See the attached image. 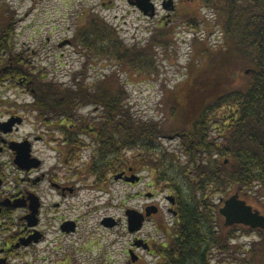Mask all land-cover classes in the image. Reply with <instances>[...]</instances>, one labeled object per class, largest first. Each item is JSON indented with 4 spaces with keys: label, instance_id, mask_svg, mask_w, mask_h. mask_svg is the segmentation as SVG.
I'll return each instance as SVG.
<instances>
[{
    "label": "rangeland",
    "instance_id": "obj_1",
    "mask_svg": "<svg viewBox=\"0 0 264 264\" xmlns=\"http://www.w3.org/2000/svg\"><path fill=\"white\" fill-rule=\"evenodd\" d=\"M167 1L152 0L156 16L150 18L143 15L140 9L132 6L129 0H0V20L10 17L14 22H18L11 40L14 55L21 53L27 61H30L29 68L36 77L33 83L35 87L22 88L17 79H12L0 86V116H5L2 119L4 121L9 115L18 113L25 117L26 122L20 126L13 139L19 142L28 139L33 142L35 137H43V142H33L31 152V155L42 161L40 174L50 173L53 175L51 177L56 179L55 181L70 184L74 188L73 194L65 201L63 210H66L70 220L77 223V232L66 235L62 242L67 247L65 255L69 256L73 264H102L109 259H111L109 262L113 259L114 264H127L125 250L131 240V235L127 236L126 212L136 210L145 214L146 207L151 208L152 206L157 208L158 214H152L150 221L145 223L142 231L136 233L137 237L149 241L151 254L144 250L136 251L134 256H139L141 260L137 263V259L133 261L134 264H163L164 253L161 247L171 240L172 229L176 226V220L168 212L171 205L167 199L173 197L175 193L155 183L150 165L146 168L135 166L134 151H123L125 159L120 172L127 169L129 165H133L135 173L127 178H143L142 182L139 183V179V181L128 182L131 184L128 185L115 181L114 175H109V171L113 173L114 168L118 170L120 167L117 157L100 155L99 151L103 145H96L93 142V133L87 132L83 136L75 134L73 131L80 130L76 127L71 128L70 132L75 135L76 139L79 138L78 142L75 144L70 142L66 145L65 134L59 131L58 125H47L43 122V120L50 119L60 120L64 114L49 111L50 109L43 112L38 106L34 107L35 102L30 91L39 93V96L41 93L54 95V92L58 94L61 91L54 88V85L64 86V88L76 87V83L82 82L88 87H94L93 85L99 81L108 80L106 86L111 87L114 93L123 90L129 95V99L123 104L134 117L164 122L168 125L172 121L170 120L172 103L168 101L171 97L169 91H177L188 80H195L199 75L198 69L203 66L209 67L208 64H211L213 59L217 60L213 64L216 75L232 70L236 77L235 84L228 85L231 83L228 82L219 85L213 94L220 90L232 89V87L239 88L245 84L244 68L232 54L222 59L217 56L204 58L196 55L199 53V47L194 50L195 37L212 51L223 45V36L214 11L200 7L198 0H173L175 10L171 12L163 6ZM94 20L97 23L107 24L106 30L112 33L107 35L106 40L110 46L118 40V44L122 47L120 54L124 53L123 47L127 50L133 49L132 51L146 48L149 53L154 48L152 53L155 58V69L137 72L130 66L116 62L115 57H96L84 46H80L78 44L79 32L85 28H91L90 22ZM190 23L193 25L194 30L192 31L189 29ZM164 35L165 38L162 37ZM114 36L115 39H113ZM152 38L155 42H159V45L155 43L158 46L150 45L149 47ZM166 41L170 43L168 50L163 48ZM64 43L66 45L60 47ZM225 48L229 53L228 48ZM204 53H206L205 50ZM195 57L196 69L190 67ZM0 66L5 70L16 68L13 64L8 65L6 61ZM40 73L49 86L42 91L36 82V75ZM216 75L205 77L208 79L207 83L217 79L219 76ZM112 85L115 87L113 88ZM62 99L66 103L70 97L63 93L59 95L58 101L63 103ZM80 107L82 108L74 109L75 115L85 119L88 125L94 127L93 124L101 126L104 123V115L98 105H88L84 102ZM63 108L67 109V106ZM16 126L18 125L15 124L13 129ZM216 136H218L217 133L213 137ZM171 137L174 136L162 138V146L169 153H175L181 161L185 160L181 140L170 139ZM9 158V155L6 158L0 157L3 162L7 163ZM104 163L114 165V167L111 169L107 167L105 172L108 176L97 184L95 182L98 181L97 176L104 168ZM91 169L94 171L91 172ZM120 174L125 176V173ZM48 184L47 181L39 191L42 193L46 191ZM236 194L234 192L229 198ZM43 195L49 201L53 198L51 192L43 193ZM229 198L221 201L220 210ZM239 198L253 210L264 215V206L253 198L246 199L240 194ZM54 200L59 201L55 193ZM104 220L108 223L111 221L110 224L119 221L120 226L106 228L103 225ZM219 223L222 229L225 228L224 235L228 228L225 225L226 219L221 214ZM59 224L55 225L56 229L52 238L61 237L62 234L58 230ZM239 234L240 238L232 242V245L249 249L256 247V244L260 242L258 234L254 231L249 235L244 229ZM126 240H129L127 244ZM63 254V252L59 253L60 257ZM54 256L55 259L56 255ZM229 257L230 254L221 255L215 251L212 253L210 264H231L232 260Z\"/></svg>",
    "mask_w": 264,
    "mask_h": 264
},
{
    "label": "trees",
    "instance_id": "obj_2",
    "mask_svg": "<svg viewBox=\"0 0 264 264\" xmlns=\"http://www.w3.org/2000/svg\"><path fill=\"white\" fill-rule=\"evenodd\" d=\"M198 1L200 7L214 11L223 45L212 51L195 37L194 50L199 47L196 55L222 59L232 54L244 68L243 86L213 94L219 85L236 83L232 70L215 74L213 64L217 60L213 59L214 62L208 64L211 69L203 66L198 69L199 75L195 80H188L177 91H169L172 121L168 125L134 117L123 104L129 95L123 90H114V93L111 87L106 86L108 80L99 81L94 87L82 82L76 83V87L54 85L61 90L60 93H41L37 106L41 110L64 109L69 102L58 101L63 93L70 99L76 94L80 102L98 105L104 115V123L95 127L100 131L97 144L103 145L100 155L117 157L120 167L118 170L114 168L113 173L123 167V151H134L135 166L146 168L150 165L155 183L175 193L179 218L172 229L171 240L161 247L163 264H210L215 251L221 255L230 254L231 264H264L263 231L234 226L227 227L223 235L225 228L222 229L219 223L221 201L234 192L246 199L253 198L264 206V0ZM17 23L10 17L0 20V65L6 61L8 65L16 66L14 70L0 66V86L17 79L19 84L20 81H32L30 87H35L36 77L29 68L30 61L21 53L14 55L11 40ZM90 24L91 28H85L78 34L80 46L96 57H115L116 62L137 72L155 69L154 48L149 53L146 48L132 51L123 47L124 53L120 54L122 47L118 40L112 46L106 40L112 33L106 30L107 24L96 20ZM190 25L189 29L194 30ZM152 39L149 47H154L155 43L159 45ZM169 45L166 41L163 48L168 50ZM195 59L191 68H195ZM214 75L219 77L208 84L205 77ZM36 76L40 91L49 87L41 73ZM176 103L178 107L174 105ZM216 133L218 136L213 137ZM170 136L181 140L185 160L181 161L175 153H169L162 146V138ZM103 167L105 171L114 165L104 163ZM103 176L104 181L106 173L100 178ZM244 229L249 235L253 231L258 234L260 242L256 244L257 248L243 249L231 244L240 238L239 233Z\"/></svg>",
    "mask_w": 264,
    "mask_h": 264
},
{
    "label": "flooded vegetation",
    "instance_id": "obj_3",
    "mask_svg": "<svg viewBox=\"0 0 264 264\" xmlns=\"http://www.w3.org/2000/svg\"><path fill=\"white\" fill-rule=\"evenodd\" d=\"M173 7L175 8V2ZM30 83L20 81L22 88L30 87ZM30 92L35 102L33 106L37 107V104L41 101L39 93L37 94L33 90ZM55 94L54 92V95ZM76 98V94H74L73 99H69V105H67V109L64 108V111H61L63 109L50 108L49 111L60 112L61 115L64 114L60 120L50 119L51 121L43 120V122L47 125H58L59 131L65 134L64 141L66 145H69L70 142L73 144L78 142L79 138L76 139L75 135L70 132L71 128L74 129L75 127L80 128V130L73 132L75 134H81V136L86 135L87 132L93 133L92 140L97 144L100 140L98 136L100 131L95 128L96 126L94 124V127H92L88 125L86 120L81 116L75 115V110L82 108L80 107L82 102ZM63 100L64 99H62V102H64ZM42 111L47 112V110ZM4 117V115L0 116L1 124L7 123L10 120H21L20 126H22L26 122L25 117L20 116L19 113L16 115H9L8 119L5 121L2 120ZM51 117L54 118L53 116ZM72 117L74 118L72 119ZM20 126H16L14 131L10 134H4L0 129V157L6 158L8 155L10 157L8 163L0 159V264H73L69 256L65 255L67 254L65 253L67 247H65L62 242H64L66 235H72L77 232V223L70 220L66 214V210H63V205L73 194L74 188H72L70 184H61V182L55 181L56 179L52 178L51 176L53 175L50 173L40 174V168L43 166L42 161L38 160V158L33 155H31V158L39 163L38 167L21 169L15 164L17 153L15 150L11 149L12 144L21 145L27 143L30 145L32 152L33 142H43L44 139L40 136L35 137L33 142H30L28 139H24L22 142L13 139V136L19 131ZM93 171L94 170L91 169V172ZM99 173L100 174L97 176L98 178L96 177L98 181L95 180L97 184L103 181L104 176L102 179L100 177L101 174L103 175L106 172L102 170ZM119 173H125V176L122 179L116 180L115 177L119 175ZM133 173H135L133 165H129L127 169L121 172L112 173L109 171V175H114L115 181L128 185L131 184L126 181V177ZM107 176L108 174L106 173V177ZM142 179L143 178H140L139 183L142 182ZM47 181L49 184L46 191L44 190L43 193L47 194L51 192L53 195L51 201L39 191ZM54 193L59 197V201L54 200ZM151 199H153V197H151ZM173 199L175 202H169L171 206L168 212L171 213L176 220L179 218L176 195L173 196ZM15 203H17L18 206L12 207L11 205ZM34 206L36 207L35 209ZM57 209L59 210L57 211ZM147 209L148 207H146L145 212ZM158 212L159 211H157L156 214H158ZM48 213L49 215L46 216L45 214ZM147 221H150V218H146V222ZM104 222L105 223L103 224L102 222V224L106 228H113V226H115L114 228H118L120 226L119 221L111 224V221L108 223V221L104 220ZM57 223H60L58 230L62 235L59 238H52L51 236L54 234V230L56 229L55 225ZM126 228L128 231L127 236L131 235L130 242L129 240L125 242L126 244L129 242L125 250L127 264H134V257L137 259L136 263L141 260L139 256H133L136 254V251L144 250L151 254V245L149 241L137 237L136 233H131L129 231L128 219ZM61 252L64 254L60 257L59 253ZM54 255H56L55 259ZM109 260L104 263L102 262V264H114L113 259L110 262Z\"/></svg>",
    "mask_w": 264,
    "mask_h": 264
},
{
    "label": "water",
    "instance_id": "obj_4",
    "mask_svg": "<svg viewBox=\"0 0 264 264\" xmlns=\"http://www.w3.org/2000/svg\"><path fill=\"white\" fill-rule=\"evenodd\" d=\"M129 3L140 9L143 15L148 16L150 18H154L156 16L155 6L152 3V0H129ZM164 8L167 11H174V2L173 0H168L164 3ZM66 44H62L60 47L65 46ZM21 124V120H10L7 123H0V129L4 134H9L13 132V127L15 124ZM175 137H171L173 139ZM11 149L15 150L17 153V158L15 160V164L21 169H31L33 167H38L39 163L32 160L31 158V148L30 145L25 143L21 145L12 144ZM124 175L120 174L115 177L116 180L123 178ZM127 182H135L139 181V178H127ZM169 201L175 202V200L169 197ZM12 207H17L18 204L15 203L11 205ZM36 207L34 206V209ZM157 213V208L151 207L148 208L146 214L140 213L136 210H127L126 216L129 224V231L131 233H138L142 230L144 223L146 222V218H150L152 214ZM220 214L226 219V227H233L234 225H243L245 227H249L253 230H262L264 231V215H262L259 211L253 210V208L243 200L239 198V194L237 193L235 196L229 198L225 201L224 207L220 210ZM105 223V222H104ZM140 245V244H137ZM134 256V255H133ZM136 261V258H134Z\"/></svg>",
    "mask_w": 264,
    "mask_h": 264
}]
</instances>
